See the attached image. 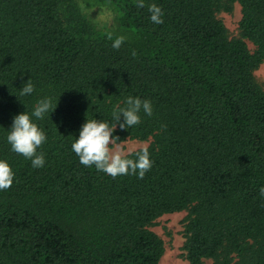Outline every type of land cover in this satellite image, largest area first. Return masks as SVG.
<instances>
[{"label":"trees","instance_id":"obj_1","mask_svg":"<svg viewBox=\"0 0 264 264\" xmlns=\"http://www.w3.org/2000/svg\"><path fill=\"white\" fill-rule=\"evenodd\" d=\"M70 1L69 13L68 0H0V158L15 173L0 191V264H159L164 241L150 227L184 210L189 264H264V89L254 76L264 0H231L242 7L238 38L217 17L227 0H90L114 12L105 30ZM152 3L162 24L149 19ZM28 79L35 91L20 96ZM129 95L153 108L114 133L152 138L142 179L82 165L71 149L86 118L112 122ZM45 97L58 103L33 118L47 136L45 166L33 168L7 128Z\"/></svg>","mask_w":264,"mask_h":264},{"label":"clouds","instance_id":"obj_2","mask_svg":"<svg viewBox=\"0 0 264 264\" xmlns=\"http://www.w3.org/2000/svg\"><path fill=\"white\" fill-rule=\"evenodd\" d=\"M137 8L145 7V0H136ZM149 19L153 24L163 23V11L156 3L148 5ZM112 37L109 36V39ZM123 36L117 37L112 47L119 49L124 43ZM35 91L30 79L20 87V96L31 95ZM58 103V102H57ZM51 98H41L37 101L31 113L26 110L14 115L6 134V141L11 151L22 155L31 161L33 168L45 166V156L38 152L40 146L46 142L47 136L35 120H42L46 114H51L57 107ZM124 107H117L112 112L111 121L89 119L81 125L78 136L71 145L72 151L78 156L82 165L95 166L113 178L118 175H137L143 178L152 167L150 153L147 148H142L135 153H125L123 149L113 150L119 144L120 138L116 136L117 126L120 129H129L141 122V113L152 116V102L129 95L124 100ZM35 118V120L33 119ZM134 155L135 158H131ZM15 178V173L6 159L0 158V191L9 189ZM259 195L264 198V185L259 188Z\"/></svg>","mask_w":264,"mask_h":264},{"label":"rangeland","instance_id":"obj_3","mask_svg":"<svg viewBox=\"0 0 264 264\" xmlns=\"http://www.w3.org/2000/svg\"><path fill=\"white\" fill-rule=\"evenodd\" d=\"M74 5L79 6L82 16L90 21L96 30H105L114 24V12L104 6L90 4V0H73ZM231 6L230 10L224 8L217 12V17L221 19L228 30L230 38L241 37L240 21L242 19V7L237 1H226ZM71 1L67 2V9L70 13L69 6ZM250 49H255L254 44L246 40ZM256 81L264 89V63L259 65L254 71ZM152 142L149 140H133L128 139L114 146L113 150L123 149L125 153H132L138 149L148 148ZM188 211L166 213L159 217L157 221L150 227L164 241L165 251L159 264H189L186 259V251L184 244L186 241L185 223ZM205 264H215L214 259H206Z\"/></svg>","mask_w":264,"mask_h":264}]
</instances>
